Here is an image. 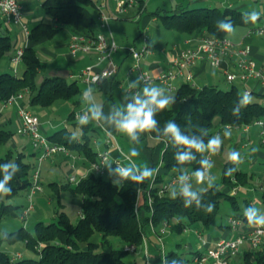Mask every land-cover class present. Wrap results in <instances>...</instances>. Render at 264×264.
Here are the masks:
<instances>
[{"label": "trees", "instance_id": "obj_1", "mask_svg": "<svg viewBox=\"0 0 264 264\" xmlns=\"http://www.w3.org/2000/svg\"><path fill=\"white\" fill-rule=\"evenodd\" d=\"M137 1L142 2V0ZM41 6L47 17L29 28L28 38L30 40L38 41L42 38H51L61 28L69 30L71 34L78 33L87 37L97 34L99 24L93 0H42ZM155 14L162 18L167 27L175 28L189 35L204 31L206 35L228 36V34L218 31L216 22L219 20H231L234 27L238 24H248L242 19V13L232 9L196 7L181 9L179 12L171 14H161L159 11H155ZM11 49L10 35L0 33V59L8 56ZM22 64L21 75L9 71L0 72L1 99L4 100L11 94L27 90L30 93V104L47 106L59 98L72 100L76 106L79 104L82 90L76 81L67 82L61 77H44L41 82H37L43 64L38 59L33 46L27 45L24 48ZM114 77L115 75L104 79H113ZM242 93L235 83H232L227 89H220L213 85L194 87L188 83H182L173 94L176 97L173 108L160 112L156 119L161 127L166 121L174 120L184 131L193 134H197L198 128H206L209 136L215 135L217 124H247L258 118L264 121V105L254 98L248 106L241 109L238 117L233 116L232 109L236 106ZM74 112L75 109H72L67 114V120L80 128V137H76L72 130L64 127L48 135V138L83 155L88 161H94L96 150L88 132L96 131L98 128L91 122L86 126H79L78 121L74 119ZM215 118H217V123L214 121ZM110 129L115 131L113 128ZM145 134L155 138L154 132ZM73 135L75 139H71ZM10 136V131L0 129V145L9 142ZM142 137L143 134L140 138ZM207 139L208 137H205V142ZM175 151L176 149L171 147L170 142L165 144L161 155V172L157 177L159 183L164 180L166 174L174 172ZM24 158L25 155L22 152L12 149H8L4 156L0 157V164L12 161L19 165V171L10 183L12 193L6 198L21 190H28L32 185V165ZM200 158V155L197 154V161ZM156 164L157 162L152 167H155ZM232 166L234 167L229 160L224 164L221 183L230 188L246 182L244 172L237 170L232 176L224 174ZM185 167L195 170L199 164L194 161ZM104 175L89 172L71 187V190L81 197L82 215L77 221H71L64 211H60L57 219L48 222L37 221L32 230L22 225L12 231H2V239H7L10 243L22 241L37 256H23L11 261L10 253L0 251V264H129L126 260L128 252L124 251L122 246L125 243L140 245L142 235L145 233L144 227L149 224V221L155 225L168 222L171 230L176 232H181L184 226L207 228L216 224L220 200H233V196L221 187L219 191L209 189L203 196V203H211L215 207L211 213H208L204 208L197 209L195 205L185 208L180 198L171 199L168 191L159 194V186H156L151 190V205L147 203L146 197L143 195L140 215L136 216L134 204L139 184L125 182L123 187L117 188ZM0 179H2V175H0ZM148 181L146 180L141 185H147ZM68 183L72 184L69 181ZM16 208L18 206L2 203L0 211L10 212ZM240 215L244 218L243 213ZM244 220L246 221L245 218ZM95 234H98L96 240L92 239ZM111 237L118 239L119 244L114 245ZM39 244L40 248L38 249L36 245ZM241 258L243 264H264V251L245 246ZM166 259L168 264H171L172 259L185 263L181 254L174 250L169 251Z\"/></svg>", "mask_w": 264, "mask_h": 264}, {"label": "crops", "instance_id": "obj_2", "mask_svg": "<svg viewBox=\"0 0 264 264\" xmlns=\"http://www.w3.org/2000/svg\"><path fill=\"white\" fill-rule=\"evenodd\" d=\"M93 2L95 3L107 2L108 4L107 7L106 6L104 7V10L107 13L109 12V9L114 8V2L111 0L110 1L93 0ZM150 3H152V5L156 7L152 11H147L148 5ZM194 4H197V5L193 6ZM22 5H23V19L26 24L28 21L26 16L28 14L29 15L34 14V17L30 19L31 21H33V25H35L37 22L44 19V17L35 15L37 11H39L40 9L41 10L43 9L40 1L23 0ZM190 5H192L193 7H189ZM196 7L219 8L222 10L232 9L240 13L256 10L262 14L264 13V0H148L144 10H141L142 2L141 3L137 2V3H134L132 6H128L124 11L115 12L116 14L115 18L110 19L109 23L114 24L116 35H114L111 30H108L106 27H102V26H98L97 33H101L105 35L107 37L108 42H110L111 40L110 35H112L113 39L116 41L118 45L127 46V43L124 41L125 39H123L122 35L120 34L121 32H124L125 34L128 33L127 31H124L126 29L125 23L127 22L125 20H122V17H120V15H125L126 17L130 16L132 19H134V17L137 14H140V17L138 18L139 24L142 29L148 30L151 23L157 21V18L159 17L158 15L155 14V11H159L161 14H165V13L171 14V13H177L181 9H190V8H196ZM134 20H137V19H134ZM12 25L14 24H10L5 21L3 15L0 12V33L10 35V32L13 31ZM164 27L169 28L165 24H164ZM237 27H242V30H238L234 32L233 34H228V36L235 42V45L237 48L238 47H248L250 57H252L255 60L257 66L264 65V37L258 36V35L246 36L245 35V28H246L245 24H238L235 26V29ZM169 29H173L175 31L182 33V37L179 43L177 42L171 43L169 48L161 47L157 51V46L155 45V43L151 42L148 39V45L150 48V52L148 53L147 56H144L143 66L147 68L153 75H157L158 73L164 71L168 67L170 58L174 55V53L178 49L185 48L188 46V43L185 41V39L188 36H190L189 34L179 31L175 28H169ZM140 33L141 32H139V34ZM199 34H205V32L203 31ZM70 35H71V32L65 28L59 29L51 38H42L38 41H32L29 38L26 39L22 31L21 33H17L13 37L10 35L12 39V49L10 50V53L8 56L3 57V58H6L7 63L5 60H1L3 58L0 59V72L9 71V72L15 73L10 63V57L14 54L18 46L26 43V46L27 45L33 46V48L36 51V55L38 59L40 60L41 64H43L42 68L39 71L37 82H41V80L44 77H61V78H64L67 82L76 81L80 89L83 90L85 86L83 82L81 81V79L78 78L79 73L77 71L92 64L95 61L96 53L94 51H91L89 53L77 54L76 56H71L68 50V41H69ZM112 57L115 60L117 67H118V71L115 77L113 79H102L93 88L96 101L102 104L103 111L105 114L109 112L110 107L113 104H120L123 102L122 97L125 93L128 92L126 88L127 84L131 80L135 79L134 75L127 73V68L129 64L131 63V57L129 54H127L123 50H119L115 52ZM226 66H228V62L226 59L221 60L219 67H212L210 66L209 62L202 60V59H197L193 65L195 85L197 87H202L204 85H213V86L218 87L217 83H213L215 81L214 79H216L217 77L222 78L224 76L222 70ZM22 72H23V64L21 62L18 65L17 71L15 74L21 75ZM235 84L238 85L240 91L242 92L243 85L240 83H235ZM155 85L161 86V84L158 82H156ZM246 86H248L254 91V93L251 94V96L256 100H259L260 92H261L259 85L256 84L253 80H249L246 83ZM170 93L174 94L172 92ZM29 99H30V93L27 90L26 91L24 90L21 103L24 106H26L28 110H30L31 112H33L34 114L38 116L40 123H41V128L44 132L51 130V132L49 131L47 132V135H51L52 133H55L59 129L65 127L62 125V123L68 121L67 115L64 120H60V121L53 119L52 117L58 111V109H60V107L57 104L53 102L47 106H41L38 104L34 105V104H30ZM79 99H80V102L77 106L72 103V100L70 101V104L72 105L71 107L72 109H75V108L84 109L85 106L82 104V99L80 97ZM91 123L94 124V122H91ZM253 126H256V125H250L246 132L236 127L231 128L232 135L231 137L224 139V143L230 144L231 150L238 148V147L240 148V146L248 147L251 156H253L255 160L262 159L264 161V153L260 151L256 153L251 152V149L253 148L254 143H255V139L259 138L257 126H256L257 131L255 130L256 138H254V134H251L250 130L253 128ZM17 127H18V120L16 116L15 104L12 102L4 104L3 99L0 98V129H4V130L11 132L9 142L5 144L9 145L8 149L22 152L25 155L24 160L32 165V163L30 162V159H31V156L37 159L36 150L31 145V141L29 138L17 133ZM219 127H220V124L216 126V130H217L216 133L223 132L222 130H219ZM45 129H47V131ZM90 135L91 136L96 135L101 144V140L103 136L102 132H100L97 129L96 131H91ZM24 138H25V141L23 140ZM125 138L126 140L130 141L127 136H125ZM150 141H153V142H150ZM246 141L248 143L244 145ZM26 143H30L32 147V150L29 154H27L26 152V148H27ZM224 143L222 144L219 152H223ZM133 145H134L133 147H135L139 153L138 157H135L133 159H135L139 164H148L149 166L152 167L154 163L159 160L160 142L157 141L155 138L146 136V134L144 133L143 137L140 138V143L133 144ZM240 153L245 159V154H244L245 152L240 151ZM116 155L117 154L115 150H112V156H116ZM45 160L48 162L50 169L58 167L60 163H66L68 165L67 176H69L70 174H73L76 177L82 178L88 174L87 172L88 160L86 157H83V155L81 159H78L75 161L73 168L70 166V162H71L70 159L66 158L63 154H60V153L55 154L53 157L47 158ZM34 166L37 168L38 162L37 164L33 163L32 167ZM35 169H33V172ZM40 173L41 171H40V165H39V181L41 184ZM106 175H107L106 178H108V173H106ZM167 175L168 174H166L165 177ZM246 177H247V174L245 178ZM50 185L55 190H57L58 184L55 181H50ZM60 186L62 187L64 186V184ZM262 187H264V183L260 184L258 187H254V191H256V193L258 194L260 193L261 195V198H258V196L257 198H255L256 203L262 202V201L264 203V196H263L264 190L262 189ZM41 188H42V185H41ZM222 189L225 192H227L229 195L233 196V199H234L239 188L236 187V190L234 191L232 190V188L228 186H223ZM245 190L246 192L252 191V188L250 187L249 190L248 189H245ZM80 202L81 200H79V203ZM253 204L255 203L254 201H252V199H249V201L246 203L247 206H250V205L253 206ZM24 207L25 206H22L21 208H16V210L13 209L12 211H10V215H12V217L14 218H20V212L22 211ZM262 212H264V208L262 209ZM40 220L42 219H39L38 221ZM28 224H29V220H27V222L25 223L26 227ZM160 228H161V225H155V224H153V227H151L149 224H147L144 227V232L147 237L148 247H150L149 261H147L142 256V253H141L142 245H140L137 251L134 252L135 258L142 259L144 264H162L163 260L166 259V256L169 253V251H172V250L177 251L174 248L169 249V251H167L165 249V244H166V239L168 240L172 234L179 233V232L171 230V228L169 227V230L167 231V233L170 236L165 238V235H166L165 233L161 236L160 238L161 240H159L158 235H160L159 234ZM207 228H209L211 231L206 236H204L202 232V229H205L204 227H195V231L199 230L201 234L205 238H207L210 243L214 242L219 237L235 235V233H232L227 223L226 225H224L223 223H218L216 221L215 225L207 227ZM196 236H197V233H196ZM197 241H198V236H197ZM22 246H23L22 249H17L16 251L21 252L23 256H28V257L37 256L34 254L33 251L28 249L24 244ZM243 248H245V246ZM197 249H198V246L195 249H193L192 245H190L188 252L189 254L193 255V251ZM242 252L232 259L231 264H243L242 258H241ZM177 253L179 254L178 251ZM180 254L185 259L184 264L186 263L193 264L191 260L192 257L185 258L181 252ZM133 263L136 264L135 259L133 260Z\"/></svg>", "mask_w": 264, "mask_h": 264}, {"label": "built area", "instance_id": "obj_3", "mask_svg": "<svg viewBox=\"0 0 264 264\" xmlns=\"http://www.w3.org/2000/svg\"><path fill=\"white\" fill-rule=\"evenodd\" d=\"M40 1V0H37ZM110 1V0H108ZM114 2V8L109 9L107 13L104 7H107V2L95 3L94 6L97 13V19L99 26L109 29L110 19L115 17V12L124 11L128 6H132L137 3V0H111ZM148 0H142V8L145 9ZM23 0H0V12L3 15L5 21L10 24L19 25L22 33L26 39L29 37V27L23 19ZM109 8V6H108ZM140 14H137L134 19H138ZM245 35H258L264 37V13H262L255 24L249 22L245 28ZM111 40L108 42L107 37L101 33L95 34L93 37H87L83 34L73 33L70 35L68 41V50L71 56L77 54H84L94 51L96 53L95 61L83 68L78 78L84 84V89L81 92V98L83 91L91 85L95 87L97 83H91V81L99 77L100 80L109 78L116 75L118 71L117 64L113 59V54L119 50L125 51L131 57V63L127 68V73L135 76L143 75V77L155 85L156 82L161 84L169 92L175 93L182 83H188L191 86L195 85V76L193 71L194 62L197 59H202L209 62L212 67H219L222 59H226L228 66H226L222 72L225 76V80L229 83H240L243 85L242 92H249L253 94L254 91L246 86L249 80H253L259 85L261 90L258 102L264 105V65H256L255 60L250 57L248 47H236L235 42L229 36H214L206 34H193L188 36L185 41L188 46L178 49L174 55L170 58L168 67L153 75L147 68L143 66V56L145 53L150 52L148 45V38L143 35L144 43L140 49H136L134 45L120 46L110 35ZM26 43L18 46L14 54L10 57V63L13 71L16 73L18 65L22 62V56ZM103 64V66H102ZM127 84V91H129ZM23 97V91L11 94L8 98L4 99V104L12 102L16 106V116L18 120L17 133L26 136L30 139L31 145L36 150L38 167L32 174V185L28 189V205H26L20 212V218L24 221V225L27 222V215L33 208L31 203L32 195L36 191L41 190V184L39 181V165L47 158L53 157L55 154H63L66 158L70 159V166L73 168L75 161L81 159L82 155L70 150L63 144L53 142L40 130V120L36 114L28 110L26 106L21 103ZM83 109L75 110L74 119L77 120V114H82ZM95 126L100 132H102L101 144L96 135L91 136V143L96 150V159L94 161H88L87 172L94 173L96 175H104L107 173V168L104 167L105 163L109 161H120L121 164H127L125 156L129 153L125 152L117 141L116 131L111 130L106 125L98 124L94 122ZM225 125H231V128L242 129L246 132L250 125H256L258 127L259 145L264 148V121L260 118L255 119L251 123L247 124H224L220 125L219 130L224 129ZM160 142V158L157 161L155 167L159 168L161 172V155L165 146L164 142ZM248 142L246 141L244 145ZM112 150H115L116 156H112ZM204 155H208L205 153ZM84 157V156H83ZM131 157H129L130 159ZM211 158V157H210ZM113 168L115 164L112 165ZM194 171V170H190ZM158 173V174H159ZM156 175L154 180H149L147 185L142 186L139 184L137 188V196L134 204V213L136 216L140 215V205L142 196L145 195L147 203L151 205L152 188L159 186V194L165 191H169L170 186L175 185L176 176L178 173L172 172L167 175L168 179L161 182L158 185ZM190 175V172H189ZM81 178L76 177L73 174L68 176V181L72 184H77ZM264 190V187H262ZM236 190V187H233ZM81 211L79 216H81ZM149 225L153 227V223L149 221ZM228 226L233 236H223L217 238L214 242L210 243L199 230H196L198 236V249L194 250L192 255L193 264H231L232 259L239 255L244 246L250 249L264 251V228L251 227L247 221L239 215H230L228 217ZM26 227V226H25ZM170 224L163 222L159 229V240H161L162 234H165L169 230ZM189 227L184 226L182 230H187ZM141 253L142 256L149 261L150 250L148 247L147 237L144 233L142 235ZM135 243H125L122 248L126 252H136L138 247ZM36 248H40V244L36 245ZM23 254L19 251L10 253V260L22 258Z\"/></svg>", "mask_w": 264, "mask_h": 264}, {"label": "clouds", "instance_id": "obj_4", "mask_svg": "<svg viewBox=\"0 0 264 264\" xmlns=\"http://www.w3.org/2000/svg\"><path fill=\"white\" fill-rule=\"evenodd\" d=\"M261 13L256 10L244 12L241 14L245 23H253L259 19ZM218 31L226 34H232L236 31L231 20H219L216 22ZM100 78H94L91 83H99ZM129 91L122 97V103L113 104L107 114L103 111L102 104L96 101L94 89L87 87L82 93V104L85 106L82 114H77L79 126H86L90 122L107 125L115 129L117 133L127 136L132 144L140 143V136L146 132L155 133L157 141L169 144L176 149L174 159L176 165L173 171L178 173L176 183L170 186L169 196L175 200L180 198L185 208L193 205L197 209L204 208L208 213L214 210L211 203L204 204L203 196L209 189L220 190V185L216 184V177L212 174L211 169L214 167V161L210 158L219 152L224 139L231 137V125H225L223 132L209 136L208 129L198 128L197 134L184 131L181 126L174 120H168L161 127L156 116L166 110L173 108L176 103L175 95L171 94L167 89L152 84L146 80L143 75L137 76L131 80L128 85ZM252 96L245 91L240 95L236 106L232 109L233 116H239L241 109L248 106L252 102ZM205 137H208L205 142ZM75 139V136L71 137ZM260 149L253 147L252 153L258 152ZM207 153L208 155H204ZM197 154L200 159L197 161ZM139 153L135 147L125 159L127 164H121L120 161H109L105 163L108 178L117 188L123 187L125 182L142 184L146 180H154L159 173L158 167H151L148 164H139L135 159ZM129 157H131L129 159ZM243 156L238 150H231L228 154V160L235 167L228 168L225 171L226 176H232L238 170V166L243 162ZM198 162L199 167L194 171H190L185 167L192 162ZM115 164L113 168L112 165ZM19 171V165L9 161L0 164V197H7L12 193L10 183L16 173ZM190 172V175H189ZM192 178H195L196 185L194 187ZM242 213L247 223L251 227L264 228V212L255 206H242ZM162 264H168L167 259ZM171 264H183L182 261L172 259Z\"/></svg>", "mask_w": 264, "mask_h": 264}, {"label": "rangeland", "instance_id": "obj_5", "mask_svg": "<svg viewBox=\"0 0 264 264\" xmlns=\"http://www.w3.org/2000/svg\"><path fill=\"white\" fill-rule=\"evenodd\" d=\"M42 0H40L41 2ZM113 3V2H112ZM219 4V3H218ZM186 5V4H185ZM197 4H194L193 6H196ZM190 5L189 7H193ZM154 7V8H153ZM156 6L152 5L150 3L148 5L147 11H152L155 9ZM188 7V6H187ZM164 13V12H162ZM36 16H41L46 18L43 9L37 11L35 13ZM27 25L28 27H32L33 21L30 19L34 17V14H28L27 16ZM122 17V20H125L126 29L124 31H127L128 33L119 32L124 41L127 43V45H134L136 49H140L141 46L144 43L143 35L146 34L147 38L154 42L157 46V51L161 47L169 48L171 43L180 42V39L182 37V33L175 31L173 29H169L164 27L163 21L160 17L157 18V21L152 22L149 29L145 30L142 29L139 20H134L130 16L120 15ZM115 18V17H114ZM13 31L10 32V35L13 37L17 33H21V27L19 25H12ZM110 30L114 35H116V30L114 28L113 23H109ZM242 30V27H237L236 31ZM235 31V32H236ZM139 32H141L139 34ZM233 34V33H232ZM133 35V36H132ZM232 36V35H230ZM116 37V36H115ZM148 53H145L144 56H147ZM143 56V59H144ZM142 59V61H143ZM1 60H5L7 63L6 58H3ZM82 70V69H81ZM81 70H78L79 73ZM215 81L213 83H217L218 88L220 89H227L231 83L227 82L225 80V76L217 77L214 79ZM253 98V97H252ZM71 100L68 99H56L54 101L55 104H57L60 109L52 116L53 119L56 120H64L66 115L69 113V111L72 109V105L70 104ZM75 110H79V108H75ZM55 120V121H56ZM214 121L217 123V118L214 119ZM63 126L66 128L72 130L73 134L76 137H80V128L78 126L72 125V122L67 121L62 123ZM218 125V124H217ZM253 129V130H252ZM250 130L251 134H254L257 131V127L253 126ZM40 130L42 133L47 135V132H51V130L45 129L47 132H44L40 126ZM256 130V131H255ZM91 131L88 132L90 134ZM19 136V135H18ZM117 141L119 142L121 148L129 153L130 149L134 146L130 141L126 140L125 135L117 133ZM257 136V135H256ZM25 141V138L23 139ZM153 142V141H150ZM259 144V138L255 139V143L253 147L259 148L260 152L264 153V148L261 147ZM27 148L26 152L29 154L32 150V147L30 143H26ZM9 148L8 144L0 145V157L4 156L7 149ZM235 150L238 151H244L245 153V159L242 163L238 166V171L245 172L247 174L246 182L244 184H239L237 187L239 188L237 191V194L233 200L231 199H221L219 203V211L216 217V221L218 223H223L226 225L228 224V217L230 215H239L242 211V206L246 207V203L249 201V199H252L255 204L253 206L259 208L261 211L264 208V203L258 202L256 203L255 198H261L260 193H256L254 191V187H258L260 184L264 183V161L262 159H254L253 156H251L249 152L248 147L240 146V148H235ZM231 151V145L228 143H224L223 152H218L215 155L211 156V159L214 161V167L211 169L212 174L216 177V183L220 184L221 188H223L222 179H223V167L224 164L228 161V154ZM30 162L34 164H37V159L33 158L31 156ZM35 167V166H34ZM32 167L33 169H35ZM233 167V166H232ZM235 167V166H234ZM48 162L45 160L40 164V177H41V185L42 188L40 191L34 192L32 195L31 203L33 205V208L29 211L27 215V220H29V224L27 225V228L32 230L34 224L39 220L42 219L46 222L57 219V215L60 211H64L68 217L71 219V221L75 222L79 219V212L81 211L80 208V195L74 193L71 190V187H73V184L68 183V165L66 163H60L58 167L50 169ZM252 176V177H251ZM104 177H107L105 174ZM168 177H165V180H167ZM241 179V178H240ZM194 187L196 185L195 178H192ZM234 180V179H233ZM242 180V179H241ZM50 181H55L58 184L57 190H55L51 185ZM64 184V186H60ZM67 184H69V187H67ZM158 185H161V183L158 182ZM241 185V186H240ZM252 188V191L246 192L245 189ZM233 190V188H232ZM241 190V191H240ZM260 192V191H259ZM28 190L24 189L19 191L17 194L6 198V197H0V208L2 203L4 204H11L13 206H18V208H21L22 206L28 205V197H27ZM169 194V191H168ZM14 208V207H13ZM16 210V209H15ZM3 211V210H2ZM0 211V251L12 253L15 252L17 249H22L24 242L22 241H16L14 243H10L7 239H2V231H12L18 228L19 226H22L24 224V221L20 218H14L12 215H10V212H2ZM26 226V225H25ZM211 230L209 228L202 229L203 235L206 236ZM163 235V234H162ZM170 236L167 232L165 235V238ZM98 238V234H95L92 236V239L96 240ZM159 238V237H158ZM114 245H118L119 241L116 238L111 237L110 238ZM178 244V245H176ZM25 245V244H24ZM192 245L193 249H195L198 246L197 236L195 233V227L191 226L187 230H182L179 233H174L171 235V237L167 240L165 244V249L169 251V249H176L179 253L181 252L185 258H191L192 254H189V246ZM150 250V247H149ZM37 255L36 253H34ZM136 260V264H144L142 259L135 258L134 252H128L126 253V260L129 262V264H133V260ZM191 264V263H186Z\"/></svg>", "mask_w": 264, "mask_h": 264}]
</instances>
